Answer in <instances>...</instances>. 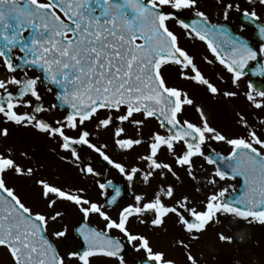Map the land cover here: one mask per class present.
I'll list each match as a JSON object with an SVG mask.
<instances>
[{
    "label": "snow or ice",
    "instance_id": "snow-or-ice-1",
    "mask_svg": "<svg viewBox=\"0 0 264 264\" xmlns=\"http://www.w3.org/2000/svg\"><path fill=\"white\" fill-rule=\"evenodd\" d=\"M215 8L225 22L236 14L255 25L258 51L213 23L200 0H0V264H177L148 234L169 227L179 230L171 248L182 264H199L192 244L210 227L224 219L264 226V89L248 84L250 111L236 112V131L226 133L181 86L232 103L249 61L264 56V0H215ZM170 24L206 46L211 58L202 63L222 67L230 87L205 74ZM13 132L35 137L98 198L86 183L38 175L43 153L5 144ZM213 143L227 145V155ZM119 153L126 159L113 158ZM204 165L213 166L208 185L239 176L244 191L203 192ZM10 179L31 182L35 206ZM93 217L102 227L91 226ZM72 238L76 246L61 251Z\"/></svg>",
    "mask_w": 264,
    "mask_h": 264
},
{
    "label": "flooded vegetation",
    "instance_id": "flooded-vegetation-1",
    "mask_svg": "<svg viewBox=\"0 0 264 264\" xmlns=\"http://www.w3.org/2000/svg\"><path fill=\"white\" fill-rule=\"evenodd\" d=\"M210 19L213 21L224 23L225 25L229 26L234 32L245 38L246 40L250 41V45L253 46L254 49L259 48V44L257 42H252V32L249 29H246L239 26V30L234 28V18H231L230 22H225L223 20H217L210 12H207ZM210 13V14H209ZM190 16V14H184V16ZM178 29V30H177ZM179 33L182 35V39H187L183 34L182 30L177 28ZM193 41L191 44H187L184 41H180V45L186 48L196 59V63L201 67V69L205 72L206 75H210L212 73H218L224 76L225 81L228 83H220L215 75L212 76L214 82L219 83L221 88L230 87V79L229 74L222 69L219 65L215 67L206 66L202 63V58L205 55H208L211 58L210 53L207 52L206 46L200 41ZM262 60L264 62V56H262ZM31 74V73H30ZM260 75V74H259ZM255 76V75H253ZM251 83V76L250 74H245L241 80L239 81V88L236 89L241 93V95L235 99L232 103L225 104L218 101H209L203 94L202 91H198L193 85L187 84L185 82L181 83V86L185 87L192 97L198 102L203 103L206 107V110L209 113L210 122L213 126L225 131L226 133H231L236 131L235 125V113L240 111L244 113H248L250 110L247 106V102L244 99L243 93L247 90L248 84ZM252 84V83H251ZM262 88L264 89V80L261 82ZM42 95L45 98L46 103L53 102V93L46 92L42 90ZM61 112H56L55 115H61ZM189 115L194 119L195 116L191 112ZM7 145L12 146L16 151L21 149L29 148L30 146H35L38 153H43L40 157L42 163H44V168L41 170L38 175L42 174L46 178L50 180H59L60 182H71V183H86L89 187V193L94 198H98L96 196V190L91 187V181H82L75 177V175L68 174L65 169L45 150L41 143H39L35 137H30L25 134L23 137H19L15 132L8 138L7 141L4 142ZM206 146V150H207ZM211 147L215 148L216 151L220 152L222 155H227L229 148L227 145H220L213 143ZM113 158H118L121 160H125L126 157L123 153H119L114 155ZM95 166L98 169H103L105 166L101 162L94 161ZM206 171L200 172V184L203 186V192L212 190V185H208L205 179L206 176L209 175L213 166L204 165ZM109 178L114 180H119L118 177L114 175V173L109 172ZM225 181L231 183V186L234 187L229 191L232 193L234 189H236L240 181L239 180H231L226 179ZM10 184L16 187L17 193L21 196L25 203L34 205L35 206V195L31 188V182L28 184H20L11 181ZM121 187L126 189V185L121 182ZM200 193V195L203 194ZM222 219H224L222 217ZM229 219H224V221ZM91 226L93 227H102V223L98 221L96 217L91 218L89 221ZM232 225H242L243 227H253L254 229H258L262 234H260L257 238L248 240L247 238L243 240V242L239 241L237 243H222L218 241V243H193L192 244V254L196 257V259L200 262H204V264L209 263V261L218 264H264V226H260L258 224L248 225L244 221H234ZM69 228H72V225H69ZM211 228V227H210ZM208 229V231L210 230ZM140 231H144L143 226H139ZM51 231V229H50ZM179 230L174 227H169L168 234L161 233L159 235H153L149 232L150 238L153 240V244L155 247L168 251L173 259L176 262L182 261V254L179 251H176L171 248V241L172 235L178 234ZM244 233V232H243ZM247 236V235H246ZM75 238L69 239L64 242L63 245H60L61 251L65 250V246L68 248H73L76 246Z\"/></svg>",
    "mask_w": 264,
    "mask_h": 264
},
{
    "label": "rangeland",
    "instance_id": "rangeland-1",
    "mask_svg": "<svg viewBox=\"0 0 264 264\" xmlns=\"http://www.w3.org/2000/svg\"><path fill=\"white\" fill-rule=\"evenodd\" d=\"M200 3H201V8L204 11L210 12L213 15V17H215L217 20H222L220 17L217 16L216 8H215V0H200ZM184 14H188V13L185 12ZM261 15H262V17H264V13H261ZM231 18L235 19L234 28L239 30V26H240L239 17L236 14H233L229 18V20ZM226 22L228 23L230 21H226ZM213 23H217V21H213ZM170 27H172L173 30L177 33V35L179 37V41H181V42L184 41L188 45L193 43V41H190V39L183 40L181 33H179L177 31L178 29L175 28L173 25L170 24ZM175 29H177V30H175ZM213 188H215L216 190H219V188H227L228 192H229L234 187L231 186V183H229L225 180L224 181L217 180V184L215 186H212V189ZM232 223H234V221H232ZM221 231L227 236H232L234 238L233 243H237L238 240L240 241L239 235L241 232H244L247 235L246 238L248 240L254 239L255 237L257 238L260 234L263 233L258 229H254L253 227L248 228V227H243L242 225L241 226L240 225L234 226L231 224L230 221L228 222L227 220H225L222 225L212 226L209 231L204 233V235L201 237L200 241L194 242V243H218V240L216 237H217V233L221 232ZM73 243H76V241ZM177 264H182V261H180L179 263L177 262ZM199 264H204V262H200ZM206 264H218V263H213V262L209 261V263H206Z\"/></svg>",
    "mask_w": 264,
    "mask_h": 264
},
{
    "label": "water",
    "instance_id": "water-1",
    "mask_svg": "<svg viewBox=\"0 0 264 264\" xmlns=\"http://www.w3.org/2000/svg\"><path fill=\"white\" fill-rule=\"evenodd\" d=\"M188 19L190 20L191 18H188ZM240 21H241V23H242L245 27H249V28H251V29L254 31V33H253V39L258 40V41L260 42L259 37H258V31H257V29H256V26L253 25V24H248L247 22H245V21L242 20L241 18H240ZM233 33H234V32H233ZM250 63H251V64H254V69H255L256 72H260L261 67L264 66L263 63H262V60H261V55H258L257 59H256L255 61H251ZM250 63H248V64H250ZM246 71H247V66H246V68H245V72H246ZM262 78H263V77H261L260 79H262ZM255 79H256L257 82H258V80H259L258 77L255 78ZM234 178H240V180H241L242 177L237 176V177H234ZM244 189H245V184H244V182H243L242 185L239 187V189H238L236 192L233 193V195H239L241 192L244 191Z\"/></svg>",
    "mask_w": 264,
    "mask_h": 264
}]
</instances>
